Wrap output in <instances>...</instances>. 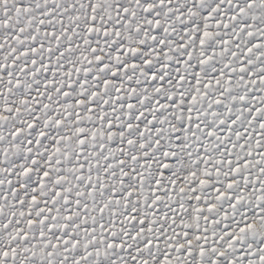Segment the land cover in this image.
Wrapping results in <instances>:
<instances>
[{
  "label": "snow or ice",
  "instance_id": "1",
  "mask_svg": "<svg viewBox=\"0 0 264 264\" xmlns=\"http://www.w3.org/2000/svg\"><path fill=\"white\" fill-rule=\"evenodd\" d=\"M0 264H264V0H0Z\"/></svg>",
  "mask_w": 264,
  "mask_h": 264
}]
</instances>
